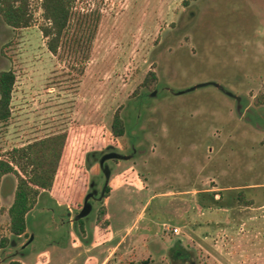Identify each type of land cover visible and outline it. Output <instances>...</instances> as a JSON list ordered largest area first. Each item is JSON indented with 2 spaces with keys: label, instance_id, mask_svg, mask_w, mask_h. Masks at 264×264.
I'll use <instances>...</instances> for the list:
<instances>
[{
  "label": "rangeland",
  "instance_id": "1",
  "mask_svg": "<svg viewBox=\"0 0 264 264\" xmlns=\"http://www.w3.org/2000/svg\"><path fill=\"white\" fill-rule=\"evenodd\" d=\"M182 1L75 0L98 17L91 42L75 41L73 17L55 55L39 0L27 27L0 19V70L14 76L0 158L66 134L50 190L0 245V264H264V0ZM109 152L128 158L104 160L105 180L97 159ZM14 185L1 178L0 242Z\"/></svg>",
  "mask_w": 264,
  "mask_h": 264
},
{
  "label": "trees",
  "instance_id": "2",
  "mask_svg": "<svg viewBox=\"0 0 264 264\" xmlns=\"http://www.w3.org/2000/svg\"><path fill=\"white\" fill-rule=\"evenodd\" d=\"M30 1L0 0L1 21L14 29L27 27L33 18L29 5ZM74 1L39 0L40 15L44 21L39 26V31L45 38L47 51L52 55L57 53L62 39L66 38L73 17H79L80 27L76 40V35L73 36V42L78 41V44L83 42V44L87 43L86 45L91 42L98 17L86 12L79 13L73 6ZM182 2L185 3V0ZM85 17H88V20H85ZM13 81L14 76L11 71L0 70V121L5 120L9 114L8 103ZM154 81L155 76L153 72L149 71L145 74L141 85L151 88ZM110 130L115 137L120 136L124 131L123 122L117 113L112 116ZM65 136V132L62 131L35 139L7 150L4 157L0 158V181L7 174H12L15 178L12 201L6 209L11 238L3 239L0 245L7 241L12 246L14 238H18L24 233L26 220L37 204L38 197L43 194L47 195V191L50 190L64 146ZM101 192H107L105 184H103ZM209 196L212 198L214 193H209ZM236 198L240 203H249L244 201V190L238 191ZM96 224L100 228L107 226L102 206L97 210ZM8 264L21 263L9 261Z\"/></svg>",
  "mask_w": 264,
  "mask_h": 264
},
{
  "label": "water",
  "instance_id": "3",
  "mask_svg": "<svg viewBox=\"0 0 264 264\" xmlns=\"http://www.w3.org/2000/svg\"><path fill=\"white\" fill-rule=\"evenodd\" d=\"M212 84L215 85V86H217L216 83H212ZM198 85H201V83L198 84ZM194 87H196V86H193V88H194ZM190 89H191V88H190ZM226 93H227L228 95H230L229 92H226ZM237 100H238V97H236V101H237ZM119 158H120V159H127L128 156L120 155V154H117V153H115V152H109V153H106V154L102 155V156L99 158V160H98V164L101 165L102 162H103L104 160H107V159H119ZM102 173H103V176H104L105 180H107V179H108V173H109V171H108L107 169H105V168H102ZM88 195H89V194H87V195L84 197V199H83V203H82L81 209H80L79 212L77 213V216H78V217H81V216L87 214L88 211H89V209H90V205L86 202V199H87ZM101 196H102V192H100V197H101ZM26 225H27V220H26ZM31 239H32V234H30V235L28 236L27 240L21 245V247H24L25 245H27V244L31 241ZM22 255H23V253H22Z\"/></svg>",
  "mask_w": 264,
  "mask_h": 264
},
{
  "label": "flooded vegetation",
  "instance_id": "4",
  "mask_svg": "<svg viewBox=\"0 0 264 264\" xmlns=\"http://www.w3.org/2000/svg\"><path fill=\"white\" fill-rule=\"evenodd\" d=\"M99 158H100V157H99ZM99 158L97 159V165H98L99 169H100L101 172H102V167H105V164L102 162V164L99 165V164H98V160H99ZM105 169H107V168H105ZM102 174H103V173H102ZM99 191H100V192L102 191V186H101V188H100ZM89 194H92V195H90V196L94 198V196H95V195H94V192L89 193ZM89 211H90V210H89ZM89 211H88V212H89ZM78 212H79V211H78ZM78 212H77V213H78ZM77 213L75 214V216H74V218H73L75 221H79L82 217H84V216H86V215L88 214V213H87V214H85V215H83V216H81V217H78V216H77ZM21 245H22V244H21ZM20 247H21V246H20ZM21 248H22V247H21ZM181 258H183V257H181Z\"/></svg>",
  "mask_w": 264,
  "mask_h": 264
},
{
  "label": "built area",
  "instance_id": "5",
  "mask_svg": "<svg viewBox=\"0 0 264 264\" xmlns=\"http://www.w3.org/2000/svg\"><path fill=\"white\" fill-rule=\"evenodd\" d=\"M164 230H166L167 232H172L173 234H177L178 233V228L176 226L169 228V227H164Z\"/></svg>",
  "mask_w": 264,
  "mask_h": 264
},
{
  "label": "crops",
  "instance_id": "6",
  "mask_svg": "<svg viewBox=\"0 0 264 264\" xmlns=\"http://www.w3.org/2000/svg\"><path fill=\"white\" fill-rule=\"evenodd\" d=\"M7 219H8V217H7ZM29 243H30V242H29ZM8 246H10V245H8ZM12 246H13V245H12ZM20 246H21V245H20ZM25 246H26V245H25ZM25 246H24V247H25ZM10 247H11V246H10ZM24 247H22V248L20 247V249H23ZM0 252H1V251H0ZM19 255L22 256V252H20ZM13 261H14V260H13Z\"/></svg>",
  "mask_w": 264,
  "mask_h": 264
}]
</instances>
